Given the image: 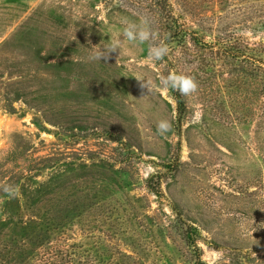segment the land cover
<instances>
[{"label": "rangeland", "instance_id": "374dc122", "mask_svg": "<svg viewBox=\"0 0 264 264\" xmlns=\"http://www.w3.org/2000/svg\"><path fill=\"white\" fill-rule=\"evenodd\" d=\"M0 264H264V0H0Z\"/></svg>", "mask_w": 264, "mask_h": 264}, {"label": "clouds", "instance_id": "9594fccd", "mask_svg": "<svg viewBox=\"0 0 264 264\" xmlns=\"http://www.w3.org/2000/svg\"><path fill=\"white\" fill-rule=\"evenodd\" d=\"M122 36L129 42L144 44L145 42L152 39V34L150 30L142 25L137 24H128L124 29ZM118 43H112L106 45L103 48V51L100 48L94 47L96 49L95 55L92 57L95 60H107L109 58V54L115 52L118 47ZM167 54V47L164 44L152 45L149 47L148 51V59L153 62L162 61ZM140 81V87L147 88L148 92L155 91L157 88L161 89H172L180 93L181 95L187 96L196 90L195 81L186 75L178 74L175 72H171L166 77L161 78L159 85L154 86L151 81L148 80H137ZM171 130V125L167 120H160L156 125V132L158 135H165ZM3 192L8 195V197H13L15 195L16 189L11 186H5L3 188Z\"/></svg>", "mask_w": 264, "mask_h": 264}, {"label": "trees", "instance_id": "16d2710c", "mask_svg": "<svg viewBox=\"0 0 264 264\" xmlns=\"http://www.w3.org/2000/svg\"><path fill=\"white\" fill-rule=\"evenodd\" d=\"M176 99H177V102H178V106H179V114H180V117L184 115V111H185V105H184V102L180 96V94L178 93L176 95Z\"/></svg>", "mask_w": 264, "mask_h": 264}]
</instances>
